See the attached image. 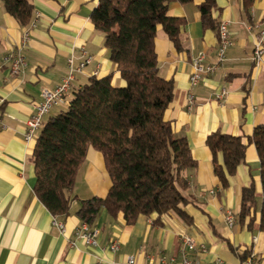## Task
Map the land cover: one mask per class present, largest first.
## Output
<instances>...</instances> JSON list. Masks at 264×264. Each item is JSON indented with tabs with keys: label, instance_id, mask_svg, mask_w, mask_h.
<instances>
[{
	"label": "crops",
	"instance_id": "0c3cea01",
	"mask_svg": "<svg viewBox=\"0 0 264 264\" xmlns=\"http://www.w3.org/2000/svg\"><path fill=\"white\" fill-rule=\"evenodd\" d=\"M32 21L24 46L25 27L12 18L0 1V264H125L133 256L138 264L160 259H181L182 236L193 239L195 248L186 253L198 264H241L249 253L264 256V231L259 228L262 191L259 159L249 141L257 126H264V53L260 65L251 61L254 45L264 22V0H215L212 19L216 28H204L198 6L171 2L169 17L180 18L181 49H176L161 27L154 40L161 77L173 84L172 101L164 113L176 137H185L196 167L184 171L187 188L185 221L174 212L160 217L140 215L127 224L122 213L109 216L102 209L92 227L99 230L97 246H86L75 236L81 223L80 202L104 198L110 189L102 155L88 148L80 166L66 215L52 216L34 194L35 177L30 157L34 141L26 144V122L34 112L41 89L53 90L68 75L67 60L81 61V49L91 62L75 73L71 89L83 85L97 71L96 78L111 75L112 84L123 86L116 66L110 61L103 35L95 30L90 15L98 0H29ZM225 21L232 40L225 60L214 74L190 87L191 58L204 52L212 62L217 47V26ZM264 48V37H263ZM19 51L25 61L22 73L12 75L3 58ZM223 92L221 99L217 95ZM194 102L188 108V97ZM64 105L52 107L43 118L56 115ZM238 137L245 145L244 159L236 172L226 173L222 187L214 173L212 154L206 139L213 133ZM218 163L222 164L218 154ZM253 188L254 205L240 217L241 192ZM230 211L235 224L228 228L224 217ZM64 225V232L53 221ZM116 240L119 249L108 250Z\"/></svg>",
	"mask_w": 264,
	"mask_h": 264
},
{
	"label": "trees",
	"instance_id": "16d2710c",
	"mask_svg": "<svg viewBox=\"0 0 264 264\" xmlns=\"http://www.w3.org/2000/svg\"><path fill=\"white\" fill-rule=\"evenodd\" d=\"M5 11L20 26L32 21L29 0H0ZM192 0H98L90 20L103 35L110 61L116 66L123 86L112 84L111 75L91 77L70 89L68 103L48 117L39 130L30 157L34 194L52 216L66 215L78 170L88 148L98 151L110 178L104 198L80 202L77 216L92 226L102 209L115 217L122 213L127 224L138 216L174 212L185 221L187 188L184 171L193 170V160L185 137H176L164 113L172 101L173 84L160 76L154 40L160 26L176 49H181L180 28L185 21L167 15L171 2ZM247 9L251 0H243ZM215 0L198 6L204 28H216L212 11ZM259 159L262 191L259 228L264 231V126H257L251 138ZM212 154L213 170L222 187L244 159L245 145L238 137L213 133L206 139ZM218 154L222 164L218 163ZM254 205L253 188L241 192L240 217ZM244 256L242 259H244Z\"/></svg>",
	"mask_w": 264,
	"mask_h": 264
},
{
	"label": "built area",
	"instance_id": "2783aa9c",
	"mask_svg": "<svg viewBox=\"0 0 264 264\" xmlns=\"http://www.w3.org/2000/svg\"><path fill=\"white\" fill-rule=\"evenodd\" d=\"M228 24L225 21H222L217 26V47L215 51V56L212 62H207L206 54L204 52L197 53L191 58V74L189 77L190 87H195L199 82L209 75L214 74L218 69H220L222 63L225 60V53L227 49L232 46V40L228 32ZM29 28L25 27L22 36V46L25 45L26 40L29 34ZM263 37H264V22L260 29L259 37L254 45V50L252 53L251 61L253 65L258 66L262 62V56L264 53L263 48ZM81 61L77 66H74L73 59L70 58L67 60L68 65V75L62 79V83L53 90L41 89L40 91V102L34 106V112L31 117L26 122V129L23 135V140L26 144L32 143L35 141L39 130L43 125V118L48 115L50 109L56 105H67L68 103V94L71 89V82L73 80V75L75 73H81L83 69L90 64L91 57L86 54V52L81 49ZM4 63L9 64L10 73L12 75H17L22 73L25 68V61L19 51L10 52L3 58ZM97 71H94L91 76L95 77ZM223 92L217 95V98L221 99ZM194 102V97L189 95L188 97V108ZM225 223L228 228H231L235 224V215L234 213L228 211L224 217ZM53 224L56 225L60 232H64V225L57 223L55 220ZM99 235V230L96 227H92L87 223H80L76 228L75 236L78 240L83 242L86 246L95 247L97 246V238ZM182 248H181V259L176 261L174 258L169 259L168 261L160 259L159 262L152 261L149 258V264H198L191 262L186 253L192 251L195 248V243L193 239L188 236H182ZM108 250L115 252L119 249V243L116 240L110 241L107 246ZM125 264H138L136 259L133 256H127L125 259ZM216 264H220L218 261ZM241 264H264V256H256L254 253H249L242 260Z\"/></svg>",
	"mask_w": 264,
	"mask_h": 264
}]
</instances>
